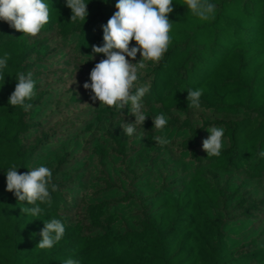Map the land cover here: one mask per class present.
Here are the masks:
<instances>
[{
	"label": "trees",
	"instance_id": "1",
	"mask_svg": "<svg viewBox=\"0 0 264 264\" xmlns=\"http://www.w3.org/2000/svg\"><path fill=\"white\" fill-rule=\"evenodd\" d=\"M44 2L50 19L36 36L0 20V57L9 54L0 76V264H264V0H210L208 20L173 0L168 50L138 73L136 87L150 86L141 101L148 117L132 136L120 125L135 121L131 105H100L83 87L106 58L92 46H103L117 0H85V22H71L66 0ZM19 72L35 82L28 111L8 103ZM189 89H203L199 109L188 107ZM161 114L167 124L153 129ZM211 127L224 129L223 147L207 157ZM13 164L21 174L52 172L58 190L50 206L37 202L39 217L6 190ZM52 218L65 232L41 249Z\"/></svg>",
	"mask_w": 264,
	"mask_h": 264
},
{
	"label": "clouds",
	"instance_id": "2",
	"mask_svg": "<svg viewBox=\"0 0 264 264\" xmlns=\"http://www.w3.org/2000/svg\"><path fill=\"white\" fill-rule=\"evenodd\" d=\"M87 5L85 0H66V6L72 13L71 22H85L89 14ZM172 5L173 0H117V11L102 25L103 46H92L94 54H103L106 58L95 64L90 72L91 82H85L83 87L91 90L92 99L99 100L100 105L116 107L121 112L131 105L128 114L134 116L135 121L120 124L127 136H132L136 126H143L148 117L144 114L141 101L150 91V86L144 84L136 87V82L139 80V70L146 67L144 61L159 62L168 50L173 24L169 20V14L174 10ZM184 6L202 20L211 18L216 10L210 0H185ZM49 19V6L44 0H0V20L23 35L36 36ZM132 41H135V46L130 47ZM137 53H140L141 59L133 63ZM8 59L7 52L0 57V76L8 66ZM15 78L17 82L8 103L28 111L32 105L26 101L35 95V82L31 73L19 72ZM187 92L188 107L199 109L203 89H189ZM152 119L153 129H163L167 124L163 114ZM206 130L210 135L203 140V149L207 157L219 156L223 147L224 129L211 127ZM153 140L162 145L168 143L159 136L153 137ZM259 156L264 157V150L259 152ZM18 169L13 164L6 170V190L12 192L18 202L27 201L28 205H33L21 208L22 213L39 217L43 209L37 202L50 206L51 192L57 191L58 185L51 182L52 172L46 166L35 167L23 174ZM64 232L60 220H44L40 232L42 239L37 246L41 249L52 248ZM64 264H79V261L69 258Z\"/></svg>",
	"mask_w": 264,
	"mask_h": 264
}]
</instances>
